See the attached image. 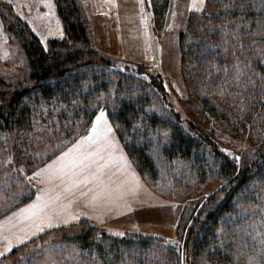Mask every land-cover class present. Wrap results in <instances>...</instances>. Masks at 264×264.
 Masks as SVG:
<instances>
[{
  "label": "trees",
  "instance_id": "obj_1",
  "mask_svg": "<svg viewBox=\"0 0 264 264\" xmlns=\"http://www.w3.org/2000/svg\"><path fill=\"white\" fill-rule=\"evenodd\" d=\"M151 2L153 12L162 16L168 0ZM231 2L206 0L202 10L189 15L178 40L183 74L201 117L229 124L233 134L248 133L249 139L258 141L240 160L224 156L210 133L189 120L181 121L159 75L144 76L139 63L133 64L135 68L126 57L97 49L78 0H54L64 34L48 38L45 45L19 16L13 20L2 16L4 28L19 41L29 71L26 80L15 86L0 76V87L6 85L4 91L0 88V147L13 162L11 171L3 161L4 171L6 181L13 178L18 183L11 194L14 203L2 211L0 207V215L32 197L27 175L87 131L101 108L139 175L156 194H165L166 177L173 185H183L181 197L209 175L227 181L182 209L180 245L136 231L114 235L79 219L40 232L0 259L50 230L76 224L68 240L94 249L103 264L264 263L260 235L264 233V55L260 54L264 35L251 34L243 24L236 28L241 15L247 21L264 16L255 11L260 0H249L255 7L243 14L236 8L226 11L223 5ZM255 28L252 23L250 29ZM22 163L29 165L25 172L20 171ZM180 166L179 173L185 171L190 180L177 178Z\"/></svg>",
  "mask_w": 264,
  "mask_h": 264
},
{
  "label": "rangeland",
  "instance_id": "obj_2",
  "mask_svg": "<svg viewBox=\"0 0 264 264\" xmlns=\"http://www.w3.org/2000/svg\"><path fill=\"white\" fill-rule=\"evenodd\" d=\"M24 1L27 2L24 7H29L27 10L21 6ZM36 3L39 4V7H44L42 12L44 17L40 11L35 9ZM51 3L54 5L52 0ZM112 3L113 6L117 5L118 8L117 0H114V2L109 0L106 2V9H108L106 14L93 16L91 32L95 47L106 54L126 57L124 59H128L129 63L131 62L130 66L139 63L141 66L140 72L144 76L148 74L159 75L169 93L168 102L181 121L186 124V121L189 120L193 126L210 133L212 140L217 144L216 147L224 156L231 157V160H236V157H239L240 160L246 150H254V145L258 141L249 139L248 133H245L244 137H239L230 131L229 124L204 120L201 117L199 103L196 98L192 97L188 81L184 77L183 69L185 68L180 62L178 32L186 27L189 15L192 12L202 10L205 3L201 7L200 0H168L166 10L162 16L153 12L151 0H144L141 5L132 8V10L128 9V14L127 10L123 9L122 15L120 10L109 8ZM193 3L197 5L195 8L191 7ZM18 13H22L23 17L27 18L25 20L28 21L32 31L44 45L48 38H60L62 35L59 33L60 31L63 32L61 21L54 7L49 9V0H0V76L12 86L26 80L29 71L18 39L7 32L2 21V16L13 20L14 15ZM49 13H52V15H48ZM57 21H59V26ZM50 30L55 34L49 35ZM41 37H45V39L42 40ZM124 63H119L118 66H122ZM5 86L1 85V90L4 91ZM161 106L163 105L159 103L156 108L158 112H160ZM99 111L100 109L95 117ZM1 137L0 134V140ZM7 157L8 155L3 154L0 147L1 211L9 204L14 203L11 194L18 184L14 182L13 178L11 181H6L8 171H4L6 163L3 161H6L7 166L11 167L10 170L13 171V162L7 161ZM3 164H5L4 167ZM22 165L23 171H27L26 168L29 165L23 163ZM177 168V178L181 180L185 179L184 176H186L188 180L189 174L184 173L185 171L182 174L179 173L182 171V166ZM24 172L21 173L24 174ZM226 181L224 178L209 175L199 185L187 188V193L185 192L184 196L181 197L183 185L181 187L173 185L172 178L168 179L166 177L164 182L167 183L168 188H165L164 195L158 194L163 198L161 203L165 205H160L151 209L149 213L141 215L143 222L134 224L131 229L154 234L166 241L180 245L178 217L182 209L186 205H193L197 200H203ZM77 226L75 224L69 228L50 230L42 237L21 247L11 256L0 259V264H103L94 249L80 247L77 243L68 240L69 234ZM100 229L114 235L125 232V230L103 226H100ZM28 257L32 258L28 259ZM238 264L246 263L239 261Z\"/></svg>",
  "mask_w": 264,
  "mask_h": 264
},
{
  "label": "snow or ice",
  "instance_id": "obj_3",
  "mask_svg": "<svg viewBox=\"0 0 264 264\" xmlns=\"http://www.w3.org/2000/svg\"><path fill=\"white\" fill-rule=\"evenodd\" d=\"M204 3L205 0H200L201 7ZM196 6V3L191 5L193 8ZM49 7H54L51 0ZM223 7L226 11L236 8L243 14L255 5L249 3V0H232ZM255 11L264 16V0H260ZM238 20L237 29L243 24L251 34L264 35V20L247 21L243 15ZM252 23L256 24L254 30L250 29ZM57 25L59 26V21ZM52 34L55 33L50 30L49 35ZM59 34L64 33L60 31ZM240 47L242 49L243 44H240ZM260 54L264 55V49L260 50ZM240 64L237 58V80L241 75ZM261 78L264 79V76ZM249 83L254 84V81L249 80ZM112 133L113 128L106 111L101 108L86 136H80L66 151L32 173L29 181L38 180L43 187L37 190L36 198L30 203L0 219V257L10 253L14 245L23 244L45 228L67 224L70 220L80 219L81 216L87 217L89 212L82 210L81 205L94 211L97 218L102 216L99 211L101 207L109 211L113 207L131 210L129 197H135L139 181L134 172L130 173V165L123 155L112 150L115 147L114 135H110ZM11 159L9 156L8 160ZM236 159L239 160V157ZM118 173L120 175H117ZM260 235L264 238V233ZM251 264L259 262L253 260Z\"/></svg>",
  "mask_w": 264,
  "mask_h": 264
},
{
  "label": "crops",
  "instance_id": "obj_4",
  "mask_svg": "<svg viewBox=\"0 0 264 264\" xmlns=\"http://www.w3.org/2000/svg\"><path fill=\"white\" fill-rule=\"evenodd\" d=\"M53 4H54V0ZM109 0H78L79 4L81 5L82 9H83V14L85 15V17L87 18V21L90 25V29L92 28V21L94 20L93 16L100 14V16H103L106 14V11L108 9L107 8V4L106 2ZM112 2H114V0H112ZM25 3L27 4L26 1H24L23 4H21L22 8L24 9H28L29 7H24ZM118 3V8L117 5L109 7V8H113L114 10H120V13L122 15L123 13V9L127 10V14H128V9L132 10V8L141 5L142 3H144V0H117ZM94 6V7H93ZM95 8V9H94ZM35 9L37 11L41 12V15L44 17V15L42 14L44 7L40 6L39 4L36 3L35 5ZM49 9H52L49 7ZM54 9L56 12V8H55V4H54ZM106 9V10H105ZM38 15V13H36ZM57 14V12H56ZM20 15V16H19ZM120 15V16H121ZM17 16H19L21 19H23L24 21H26L25 17H23L22 13H18ZM58 16V15H57ZM39 17V15H38ZM97 17V16H95ZM28 23V21H26ZM28 25L30 26V24L28 23ZM31 28V26H30ZM91 36H92V32H91ZM92 38V37H91ZM93 41V39H92ZM94 43V42H93ZM111 55V54H109ZM95 117V116H94ZM94 122V118L91 121V123L89 124L87 131H85L83 134L79 135L73 142H71L68 146H66L64 149H62L60 152H58L57 154H55L52 158H50L49 160H47L46 162H44L43 164L35 167L28 175H27V180L30 184V186L33 188L34 193L32 195V197L22 203L19 204L18 206L14 207L12 210H10L9 212L0 215V219H3V217L7 216L11 211H15L17 208L23 207L24 205L30 203L32 200H34L36 198V194H37V190L40 187H43V185L39 184L38 180H32L31 182L29 181L28 178L31 177L32 173L34 171H36L37 168L43 167L44 164L49 163L51 160L55 159L56 156H59L61 152H64L67 150L68 147H71L72 144L76 143V141L79 139L80 136H86L88 134V131L91 128L92 123ZM113 128V127H112ZM110 135H114L115 138V147L114 149H112L113 151H115L118 154H122L123 157L128 161V164L130 165V173L134 172L135 173V177L138 179L139 181V188L136 191V195L135 197H129V201L131 203V210H126L123 207L117 209L115 207L112 208V210H108L106 208L101 207L99 209L100 212H102V216L100 218H97L96 214L94 211L85 208L83 205H81L82 210L84 211H88L89 215L87 217L81 216L80 219H86L87 221L98 225V226H103V227H111L112 229H120V230H125V231H135L134 229H131L132 226L134 224L143 222L141 215L143 214H147L150 212L151 209H154L160 205H165L162 202L161 198L158 194H156L155 192H153L149 186L144 182V180L141 178V176L139 175L138 171L136 170V168L134 167L133 163L131 162V160L129 159V157L127 156V153L125 152L119 138L117 137V134L115 133L114 129H113V133ZM115 169H113L114 171ZM117 175H120L119 173ZM123 178V177H121ZM79 220V219H78ZM77 220H70L67 224L75 222ZM67 224H59V225H54L51 228L54 227H59V226H63V225H67ZM51 228H45L44 231L49 230ZM138 232V231H136ZM39 234V233H37ZM36 234V235H37ZM35 235V236H36ZM32 237H30L29 239H31ZM16 245L13 246V248Z\"/></svg>",
  "mask_w": 264,
  "mask_h": 264
}]
</instances>
